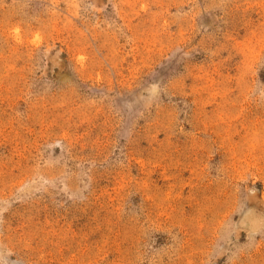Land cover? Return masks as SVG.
<instances>
[{"label": "rangeland", "instance_id": "rangeland-1", "mask_svg": "<svg viewBox=\"0 0 264 264\" xmlns=\"http://www.w3.org/2000/svg\"><path fill=\"white\" fill-rule=\"evenodd\" d=\"M0 264H264V0H0Z\"/></svg>", "mask_w": 264, "mask_h": 264}]
</instances>
